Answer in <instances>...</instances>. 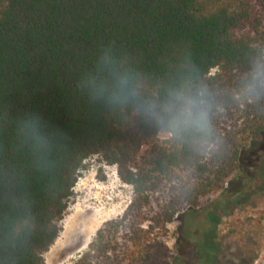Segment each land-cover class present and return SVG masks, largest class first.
Here are the masks:
<instances>
[{"label":"trees","instance_id":"16d2710c","mask_svg":"<svg viewBox=\"0 0 264 264\" xmlns=\"http://www.w3.org/2000/svg\"><path fill=\"white\" fill-rule=\"evenodd\" d=\"M257 43L264 47V0H0V264H45L92 156L116 166L132 200L75 264H171L168 225L222 190L242 149L264 137V117L231 99ZM109 45L141 73V100L163 99L195 67L225 107L212 115L227 155L204 160L138 102H90L77 85ZM30 112L54 133L46 147L19 132Z\"/></svg>","mask_w":264,"mask_h":264},{"label":"rangeland","instance_id":"374dc122","mask_svg":"<svg viewBox=\"0 0 264 264\" xmlns=\"http://www.w3.org/2000/svg\"><path fill=\"white\" fill-rule=\"evenodd\" d=\"M131 200L132 187L121 182L116 166L98 156L86 159L45 264H75L96 231ZM161 239L171 264H264V137L242 149L238 170L222 190L177 214Z\"/></svg>","mask_w":264,"mask_h":264},{"label":"clouds","instance_id":"9594fccd","mask_svg":"<svg viewBox=\"0 0 264 264\" xmlns=\"http://www.w3.org/2000/svg\"><path fill=\"white\" fill-rule=\"evenodd\" d=\"M128 64L127 57L118 60L112 46H104L95 71L84 72L77 87L86 90L92 103L115 107L128 101L138 102L147 118L155 120L176 140L190 142L204 160H219L227 155V141L216 129L212 115L224 112L225 107L215 102L195 67L189 65L187 74L166 89L163 99L141 100L143 77ZM235 84L233 103L264 117V47L260 43L252 46L247 70L240 73ZM18 128L33 146L46 147L54 134L45 118L34 112L26 113L18 121Z\"/></svg>","mask_w":264,"mask_h":264}]
</instances>
